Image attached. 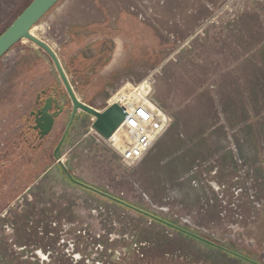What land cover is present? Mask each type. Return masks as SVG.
Masks as SVG:
<instances>
[{
  "label": "rangeland",
  "instance_id": "rangeland-1",
  "mask_svg": "<svg viewBox=\"0 0 264 264\" xmlns=\"http://www.w3.org/2000/svg\"><path fill=\"white\" fill-rule=\"evenodd\" d=\"M31 1L0 0V35ZM32 34L86 104L127 92L172 118L127 165L80 110L57 151L76 180L264 263V0H60ZM40 94L63 107L44 140ZM72 108L42 48L0 59V264H250L72 181Z\"/></svg>",
  "mask_w": 264,
  "mask_h": 264
},
{
  "label": "water",
  "instance_id": "water-1",
  "mask_svg": "<svg viewBox=\"0 0 264 264\" xmlns=\"http://www.w3.org/2000/svg\"><path fill=\"white\" fill-rule=\"evenodd\" d=\"M60 0H32L31 3L16 17V19L12 22L11 25L7 27V29L0 35V59L17 43L22 41L23 39H28L34 44H36L38 47L42 48L52 59L59 76L64 84V87L71 99L73 108L71 112V117L69 120V123L62 135V138L60 142L58 143L54 156L56 160L63 166L65 172L67 175L71 178L72 181L75 183L91 189L99 194H102L104 196L109 197L112 200H115L117 202H120L121 204L134 209L136 211H139L155 220H159L162 223L171 226L179 231H182L186 234H189L191 236H194L195 238L202 240L208 244L214 245L218 248H221L225 250L226 252H229L233 255H236L240 258L252 261L248 259L247 257L234 252L230 249H227L215 242H212L211 240H208L202 236H199L197 234H194L186 229L180 228L168 221H165L161 218H158L148 212H145L135 206H132L122 200H119L117 198H114L94 187H91L87 184H84L78 180H76L71 172L67 169V167L63 164L62 160L58 157L57 151L61 147L62 143L64 142V139L68 133V130L70 129V126L77 115V113L81 110L85 113L91 115L93 117L92 122V129L98 133L99 136H101L104 139L111 138L114 133L118 130V128L121 126V124L124 122V120L127 117V111L126 109L118 102H112L110 105H108L105 109L99 110L97 108H94L82 100L77 96L76 92L74 91V88L68 78V75L62 65V62L57 55L56 51L44 40L40 39L39 37L33 35L31 33L32 28L44 17V15L53 8L57 2ZM56 100L54 98H48L46 100L45 106L38 111V116L36 117V129L40 130V138H44L47 135H49L55 125V120L57 117H59L63 112V107L60 105H57L58 111L55 113H52L51 110L53 108L54 103ZM253 262V261H252Z\"/></svg>",
  "mask_w": 264,
  "mask_h": 264
},
{
  "label": "built area",
  "instance_id": "built-area-1",
  "mask_svg": "<svg viewBox=\"0 0 264 264\" xmlns=\"http://www.w3.org/2000/svg\"><path fill=\"white\" fill-rule=\"evenodd\" d=\"M130 104V109L123 106L127 117L119 127L121 136L115 138L113 135L105 140L113 143L122 163L136 165L149 154L159 138L169 129L172 118L164 109L147 101H131ZM118 140L123 143V148L118 147Z\"/></svg>",
  "mask_w": 264,
  "mask_h": 264
},
{
  "label": "flooded vegetation",
  "instance_id": "flooded-vegetation-1",
  "mask_svg": "<svg viewBox=\"0 0 264 264\" xmlns=\"http://www.w3.org/2000/svg\"><path fill=\"white\" fill-rule=\"evenodd\" d=\"M44 95V94H43ZM43 95L42 94H40V95H38V98H37V100H36V106L34 107V109L31 111V117H32V119H33V121H34V123H33V125H32V130H34L35 131V133L38 135V137H39V139L40 140H44V138H46V137H44V138H40V130L39 129H36L35 128V126H36V117L38 116V111H40L44 106H45V104H46V100L48 99V98H43ZM54 108V107H53ZM52 108V110H51V112L52 113H55V112H57L58 111V109H53ZM71 117V116H70ZM58 118V117H57ZM56 118V119H57ZM55 123H56V120H55ZM71 127V126H70ZM214 246V245H213ZM229 253V252H228ZM236 256V255H235ZM244 256V255H243ZM238 257V256H237ZM246 257V256H245ZM240 258V257H239ZM248 258V257H247ZM243 261H245V262H249L250 264H264V263H261V262H258V261H255V260H253V259H250V258H248V259H250V260H252V261H249V260H246V259H243V258H241Z\"/></svg>",
  "mask_w": 264,
  "mask_h": 264
},
{
  "label": "bare ground",
  "instance_id": "bare-ground-1",
  "mask_svg": "<svg viewBox=\"0 0 264 264\" xmlns=\"http://www.w3.org/2000/svg\"><path fill=\"white\" fill-rule=\"evenodd\" d=\"M36 26V25H35ZM34 26V27H35ZM33 27V28H34ZM33 28H32V30H33ZM32 30H31V33H32ZM23 40H25V39H23ZM26 40H28V39H26ZM143 86L144 85H141V91H142V88H143ZM138 88V87H137ZM139 88V89H140ZM124 90H125V88H124ZM123 90V91H124ZM135 91V90H134ZM120 94V93H119ZM141 94H142V92H141ZM146 100V99H145ZM114 101V100H113ZM115 101H118L122 106H125V107H127L128 109H130V108H132V105L130 104V95L127 93V92H123V93H121L120 95H117V97H116V99H115ZM114 101V102H115ZM149 103H151L150 101H148ZM152 104V103H151ZM120 131H121V129L119 128L115 133H114V137L116 138V137H118L119 136V134H120ZM112 143V142H111ZM117 145H118V147H120V148H123V143H121V141L120 140H118L117 141Z\"/></svg>",
  "mask_w": 264,
  "mask_h": 264
},
{
  "label": "crops",
  "instance_id": "crops-1",
  "mask_svg": "<svg viewBox=\"0 0 264 264\" xmlns=\"http://www.w3.org/2000/svg\"><path fill=\"white\" fill-rule=\"evenodd\" d=\"M115 64V61L113 60V62H112V66ZM90 106H92V107H94V108H97V107H95L94 105H92L91 103H90ZM107 106H105L104 108H102V109H100V110H103V109H105Z\"/></svg>",
  "mask_w": 264,
  "mask_h": 264
}]
</instances>
